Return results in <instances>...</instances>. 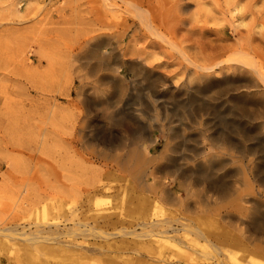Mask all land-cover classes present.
Listing matches in <instances>:
<instances>
[{"label":"rangeland","instance_id":"rangeland-1","mask_svg":"<svg viewBox=\"0 0 264 264\" xmlns=\"http://www.w3.org/2000/svg\"><path fill=\"white\" fill-rule=\"evenodd\" d=\"M108 2L0 0V264H264V0Z\"/></svg>","mask_w":264,"mask_h":264},{"label":"bare ground","instance_id":"bare-ground-1","mask_svg":"<svg viewBox=\"0 0 264 264\" xmlns=\"http://www.w3.org/2000/svg\"><path fill=\"white\" fill-rule=\"evenodd\" d=\"M105 1H106V5L111 6V4L108 2V0H105ZM216 1H218V0H216ZM123 18H121V19H123ZM124 19L126 21L129 20L128 18H124ZM116 21H118V20H117L116 17H114L112 21H110L109 23H105L104 25L107 26L109 28V30H112V27L114 26V24L116 23ZM216 31L217 32H220V31H223V29H219V30H216ZM114 34H115L114 30H113V32L112 31H108V32L107 31H104L99 36H114ZM239 50L242 52V56H243L245 54H250L251 51H256V48L255 47H250L247 44H241L240 47H239ZM231 60H236V58H232ZM242 63H245L248 66H250V67L254 68L255 70H257L260 73L261 77L264 79V72L262 71L261 68H258L257 64H255L251 60H245L244 58H242ZM226 67L227 66H224V67L222 66L221 69L223 70ZM228 67L229 68L230 67H233V68H242V70H244L246 72H250V73L252 72L251 68L246 67L243 64H242V66H239V65H234V66L233 65H229ZM213 68H214V65L204 67L205 70H209V71L212 70ZM198 74H199V77L205 78V79L206 78H209V77H212L214 75L212 72H206V73L205 72H201V73L199 72ZM147 75L148 74L142 73V78L140 79V81L146 79L147 78ZM110 77L112 78V76H110ZM116 78L117 77L112 78V79H116ZM253 80H255L256 85L257 86H260L261 89L264 91V85L258 80V78H253ZM167 81H168V79H164V78L162 79L160 77L157 79V83L159 85H168ZM189 81L190 80H185L184 83H189ZM101 139H102V142H104V143H108V142L110 143V142H112V139L111 138H108L107 136H103ZM154 141H156V140H153V142ZM103 156H104V158L106 160L108 158V153L107 152H104L103 153ZM132 160H135L137 163H141L142 162V156H139V155H137L135 153H131L130 155H128V161H131L132 162ZM105 165L108 166L107 163ZM140 173H141V175H140V177H141L140 184L143 187H145L147 190H154V189H157V186H158L157 184L162 183V185H163V188L161 189L162 197L164 199H171L172 198L171 192L166 188V182L161 181V180H158L159 177L157 175H155L154 181L150 184L149 182L146 181V178H145V175H147V170L146 169H142L140 171ZM218 186H219V184L216 185L215 187H218ZM260 221L261 220H260L259 217H254V219H253V225L256 226V227H260V228L261 227H264V225Z\"/></svg>","mask_w":264,"mask_h":264}]
</instances>
